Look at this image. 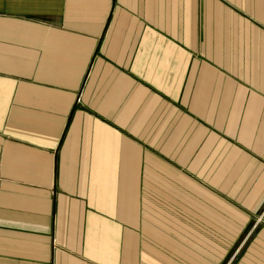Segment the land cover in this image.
I'll return each mask as SVG.
<instances>
[{
    "label": "crops",
    "instance_id": "crops-1",
    "mask_svg": "<svg viewBox=\"0 0 264 264\" xmlns=\"http://www.w3.org/2000/svg\"><path fill=\"white\" fill-rule=\"evenodd\" d=\"M0 264H264V0H0Z\"/></svg>",
    "mask_w": 264,
    "mask_h": 264
}]
</instances>
